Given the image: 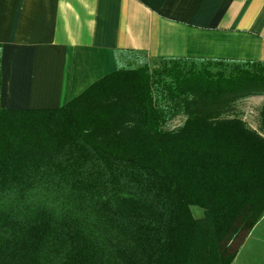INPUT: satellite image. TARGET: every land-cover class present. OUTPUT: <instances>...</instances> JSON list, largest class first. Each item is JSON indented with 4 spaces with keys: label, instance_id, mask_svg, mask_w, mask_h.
I'll list each match as a JSON object with an SVG mask.
<instances>
[{
    "label": "trees",
    "instance_id": "trees-1",
    "mask_svg": "<svg viewBox=\"0 0 264 264\" xmlns=\"http://www.w3.org/2000/svg\"><path fill=\"white\" fill-rule=\"evenodd\" d=\"M256 96L262 63L171 59L0 107V264H232L264 214V105L263 135L236 114Z\"/></svg>",
    "mask_w": 264,
    "mask_h": 264
},
{
    "label": "crops",
    "instance_id": "crops-1",
    "mask_svg": "<svg viewBox=\"0 0 264 264\" xmlns=\"http://www.w3.org/2000/svg\"><path fill=\"white\" fill-rule=\"evenodd\" d=\"M171 59L264 64V0H0L3 109H58Z\"/></svg>",
    "mask_w": 264,
    "mask_h": 264
},
{
    "label": "rangeland",
    "instance_id": "rangeland-1",
    "mask_svg": "<svg viewBox=\"0 0 264 264\" xmlns=\"http://www.w3.org/2000/svg\"><path fill=\"white\" fill-rule=\"evenodd\" d=\"M161 64L159 63L156 67ZM201 65L203 63L196 64L197 67ZM249 99L247 98L237 104L236 114L250 129L263 135L259 126V111L264 105V96ZM182 123L183 118L179 117L170 122L168 128H175ZM191 213L195 218H202L203 216V210L198 207H191ZM232 264H264V214L238 249Z\"/></svg>",
    "mask_w": 264,
    "mask_h": 264
}]
</instances>
